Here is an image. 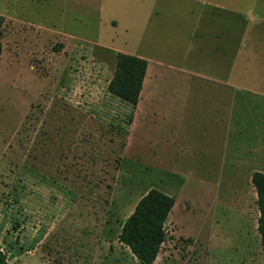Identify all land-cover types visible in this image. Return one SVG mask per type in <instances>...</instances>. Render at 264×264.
Returning <instances> with one entry per match:
<instances>
[{
    "label": "rangeland",
    "instance_id": "rangeland-1",
    "mask_svg": "<svg viewBox=\"0 0 264 264\" xmlns=\"http://www.w3.org/2000/svg\"><path fill=\"white\" fill-rule=\"evenodd\" d=\"M177 11L183 14L185 28L199 14L213 12L241 25L248 23L251 30L258 27L264 34V22L257 24L264 20V0H0L5 17L0 56V216L15 208L17 181H22L24 169L31 170L36 154L44 163L38 172L50 174L57 160L56 174L71 187L61 204L79 232L74 242L77 236L85 244L94 236L100 240L92 226L102 227L103 236L112 239L140 196L155 188L177 199L181 207L174 208L165 224L166 239L153 264H262L251 181L250 216L245 219L239 214L241 206L237 203L239 209L230 210L229 200L221 194L234 201L238 194L231 190L239 185L221 181L218 159L203 168L185 153H171L169 161L178 168H152L159 156L145 147V131L135 132L129 144L125 129L131 113L105 89L112 54L103 45L135 47L143 42L146 27L161 24L166 14ZM249 108L255 127L239 142L248 148L239 166L245 170L263 165L264 171V104ZM87 117L91 119L84 121ZM106 261L138 264L123 244Z\"/></svg>",
    "mask_w": 264,
    "mask_h": 264
},
{
    "label": "crops",
    "instance_id": "crops-1",
    "mask_svg": "<svg viewBox=\"0 0 264 264\" xmlns=\"http://www.w3.org/2000/svg\"><path fill=\"white\" fill-rule=\"evenodd\" d=\"M205 5L218 8L209 3ZM185 27L183 14L177 11L166 14L161 24L146 27L143 42L135 47L103 45V50L112 54L105 89L107 94L118 98L107 90L117 53L145 59L148 64L138 103L132 106L120 99L125 110L131 113L125 129L129 144L135 132L144 130L145 147L159 156L151 162L154 169L178 168L176 162L169 161L171 153H185L186 159L203 168L210 167L213 159H218L221 181L239 185L231 190L234 195L238 194L234 201L229 199V194L220 193L225 201L229 200L230 210H238V203L242 208L239 214L248 219L251 199L248 180L251 181L253 172L264 171L263 165L241 170L239 165L248 148L239 142L255 127L250 122L249 107L258 108L264 104V34L258 27L253 26L251 30L248 23L241 25L233 18L220 17L213 12L199 14ZM94 73L98 76L99 71L96 69ZM101 112L104 113V109ZM253 112L258 113V110ZM67 115L71 119V115ZM90 119L87 117L84 121ZM40 158L34 154L31 170L24 169L22 181H17L15 208L10 209L9 215L0 216V248L7 254L8 263L107 264L110 252L113 254L115 247L122 245L118 236L123 223L112 239L103 236L102 227L92 226L91 230L99 234L100 240L94 236L86 239L88 243H82V238L77 236L79 232L68 219L65 204H61L71 187L64 177L56 174L57 160L50 174L38 172L44 164ZM261 160L264 161V156ZM251 169L254 171L250 172ZM60 181H65V185ZM241 181L245 185L243 192ZM225 190H229L228 186ZM176 206L181 207L177 199L168 219ZM211 208L209 210L214 206ZM184 211L187 210H180ZM74 234H77L76 242L72 240Z\"/></svg>",
    "mask_w": 264,
    "mask_h": 264
},
{
    "label": "trees",
    "instance_id": "trees-1",
    "mask_svg": "<svg viewBox=\"0 0 264 264\" xmlns=\"http://www.w3.org/2000/svg\"><path fill=\"white\" fill-rule=\"evenodd\" d=\"M4 23L5 17L0 14V56ZM147 64L145 59L135 55L117 53L114 73L107 84L108 92L135 106L139 100ZM251 183L256 191L259 212L256 229L264 250V172H253ZM174 204V197L151 188L137 201L133 211L123 222L118 241L130 249L138 264H153L156 260L166 239L165 224ZM0 264H9L7 254L1 248Z\"/></svg>",
    "mask_w": 264,
    "mask_h": 264
}]
</instances>
